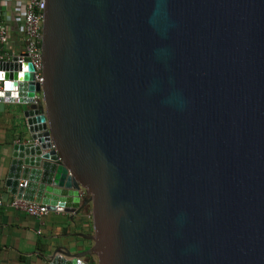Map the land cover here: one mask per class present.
I'll return each mask as SVG.
<instances>
[{
  "label": "water",
  "instance_id": "obj_1",
  "mask_svg": "<svg viewBox=\"0 0 264 264\" xmlns=\"http://www.w3.org/2000/svg\"><path fill=\"white\" fill-rule=\"evenodd\" d=\"M39 59L4 187L93 228L48 264H264V0H43Z\"/></svg>",
  "mask_w": 264,
  "mask_h": 264
},
{
  "label": "crops",
  "instance_id": "obj_2",
  "mask_svg": "<svg viewBox=\"0 0 264 264\" xmlns=\"http://www.w3.org/2000/svg\"><path fill=\"white\" fill-rule=\"evenodd\" d=\"M6 1L7 15L14 14L15 7H22L24 0ZM15 16V15H14ZM2 17V16H1ZM9 43L7 51L16 54L22 48L21 22L16 16L6 20ZM25 105L0 102V190L10 163L12 144L26 136L22 112ZM93 234L91 213L83 209L76 215L49 212L36 219L8 205L0 207V264H48L54 250L78 254L88 250ZM90 257L80 261L89 264Z\"/></svg>",
  "mask_w": 264,
  "mask_h": 264
},
{
  "label": "built area",
  "instance_id": "obj_3",
  "mask_svg": "<svg viewBox=\"0 0 264 264\" xmlns=\"http://www.w3.org/2000/svg\"><path fill=\"white\" fill-rule=\"evenodd\" d=\"M6 1L0 3V64L9 63L12 58H15V62L20 69L17 71L22 76L24 74L32 75L33 81L41 85V64H40V47L42 38V19H43V0H24L22 7H15L14 14L7 15L6 13ZM20 19L21 22V32H22V48L16 54L9 53L6 49L9 43V35L6 20H11L15 16ZM2 16V17H1ZM29 63L32 67V71H29L25 64ZM4 73L10 74V72H4L0 70L2 74V79H0V92L9 90H16V87L10 89L8 87L4 88V83H16L12 77L4 79ZM15 103H18L17 100ZM35 103L41 106L40 99L35 98ZM53 148V146H52ZM26 181H19L17 188H25ZM81 198L84 197V193H80ZM8 205L14 210L22 211L23 213L31 216L33 218L39 219L47 215L50 211L47 205L30 202L23 199V193L20 197H17V192L15 194H10L7 192L6 188L4 191L0 190V207ZM56 211L59 210V206L54 207ZM60 213V212H59ZM79 264H84L82 261H78Z\"/></svg>",
  "mask_w": 264,
  "mask_h": 264
},
{
  "label": "rangeland",
  "instance_id": "obj_4",
  "mask_svg": "<svg viewBox=\"0 0 264 264\" xmlns=\"http://www.w3.org/2000/svg\"><path fill=\"white\" fill-rule=\"evenodd\" d=\"M91 221H92V220H91ZM89 261L92 262V263H95V264H96V262H97L95 256H91L90 259H89Z\"/></svg>",
  "mask_w": 264,
  "mask_h": 264
},
{
  "label": "trees",
  "instance_id": "obj_5",
  "mask_svg": "<svg viewBox=\"0 0 264 264\" xmlns=\"http://www.w3.org/2000/svg\"><path fill=\"white\" fill-rule=\"evenodd\" d=\"M89 259H90V258H89ZM89 264H95V263H92V262L89 261Z\"/></svg>",
  "mask_w": 264,
  "mask_h": 264
}]
</instances>
